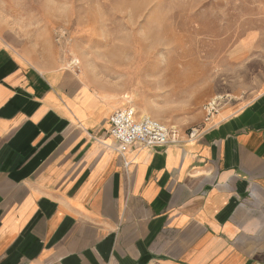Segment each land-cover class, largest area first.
<instances>
[{
  "label": "crops",
  "instance_id": "obj_1",
  "mask_svg": "<svg viewBox=\"0 0 264 264\" xmlns=\"http://www.w3.org/2000/svg\"><path fill=\"white\" fill-rule=\"evenodd\" d=\"M5 13L0 264H264V80L210 119L225 95L207 91L195 137L121 155L110 119L123 101L36 61Z\"/></svg>",
  "mask_w": 264,
  "mask_h": 264
},
{
  "label": "rangeland",
  "instance_id": "obj_2",
  "mask_svg": "<svg viewBox=\"0 0 264 264\" xmlns=\"http://www.w3.org/2000/svg\"><path fill=\"white\" fill-rule=\"evenodd\" d=\"M17 1L4 21L36 61L180 131L199 125L207 91L244 102L264 80V0Z\"/></svg>",
  "mask_w": 264,
  "mask_h": 264
},
{
  "label": "built area",
  "instance_id": "obj_3",
  "mask_svg": "<svg viewBox=\"0 0 264 264\" xmlns=\"http://www.w3.org/2000/svg\"><path fill=\"white\" fill-rule=\"evenodd\" d=\"M222 106L216 98L206 106L207 118L210 119ZM110 134L118 142L116 150L124 155L130 146L140 142L145 147L167 146L179 141V130L147 115H139L133 107L119 109L111 116ZM197 131L191 130L190 138Z\"/></svg>",
  "mask_w": 264,
  "mask_h": 264
},
{
  "label": "bare ground",
  "instance_id": "obj_4",
  "mask_svg": "<svg viewBox=\"0 0 264 264\" xmlns=\"http://www.w3.org/2000/svg\"><path fill=\"white\" fill-rule=\"evenodd\" d=\"M75 60V62H80V60H78V59H74ZM73 60V61H74ZM129 102H131V103H133V101L132 100H130ZM174 127V126H173ZM174 128H176V127H174Z\"/></svg>",
  "mask_w": 264,
  "mask_h": 264
}]
</instances>
